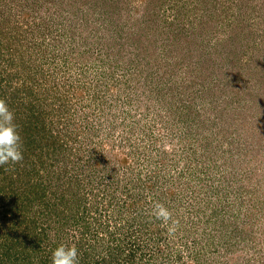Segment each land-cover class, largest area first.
<instances>
[{"label": "rangeland", "instance_id": "374dc122", "mask_svg": "<svg viewBox=\"0 0 264 264\" xmlns=\"http://www.w3.org/2000/svg\"><path fill=\"white\" fill-rule=\"evenodd\" d=\"M0 99V264H264V0H0Z\"/></svg>", "mask_w": 264, "mask_h": 264}, {"label": "clouds", "instance_id": "9594fccd", "mask_svg": "<svg viewBox=\"0 0 264 264\" xmlns=\"http://www.w3.org/2000/svg\"><path fill=\"white\" fill-rule=\"evenodd\" d=\"M23 159L22 137L15 123V113L0 99V166L15 165ZM153 215L164 224L171 220V212L162 204L154 206ZM79 256L74 245L61 244L52 253V264H80Z\"/></svg>", "mask_w": 264, "mask_h": 264}, {"label": "trees", "instance_id": "16d2710c", "mask_svg": "<svg viewBox=\"0 0 264 264\" xmlns=\"http://www.w3.org/2000/svg\"><path fill=\"white\" fill-rule=\"evenodd\" d=\"M1 169H3V170H5V166H1ZM32 175H34V173L32 174ZM31 175V176H32ZM32 179V178H31ZM38 185H39V183H37V186L34 188V190L35 191H37V187H38ZM13 188V187H12ZM11 195V194H10ZM11 197H13V200H14V203H12V207H14L15 205L16 206H18V203H20L19 202V200H21V198H19L18 196H16V195H11ZM25 198V197H24ZM28 198V197H27ZM26 199H22V203H24L23 205H25V203H26ZM46 208L48 209V207H47V205H46ZM23 209H24V206H23ZM20 219H19V217H18V223H16L15 225H19L20 224V222L23 224V223H27L28 222V219H29V216L27 217L26 216V212L24 213L22 210H21V212H20ZM27 225V224H26ZM29 226V225H28ZM27 227V226H26ZM30 228H32V229H37V227H38V225L33 221V219L31 220V223H30V226H29ZM20 229H18L17 231H19ZM2 243H0V249L2 248Z\"/></svg>", "mask_w": 264, "mask_h": 264}]
</instances>
